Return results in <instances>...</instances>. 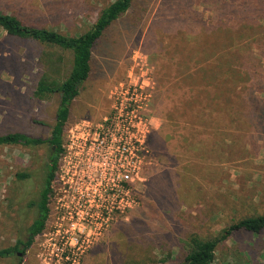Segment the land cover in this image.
Returning <instances> with one entry per match:
<instances>
[{"label":"rangeland","instance_id":"obj_1","mask_svg":"<svg viewBox=\"0 0 264 264\" xmlns=\"http://www.w3.org/2000/svg\"><path fill=\"white\" fill-rule=\"evenodd\" d=\"M114 1L0 0V10L78 36ZM184 1L171 2L176 7ZM173 6L168 0H134L95 45L90 77L65 124L99 117L109 105V90L119 82L148 89L152 162L139 207L98 244L84 247L75 261L55 256L57 246L46 228V238L36 240L23 257H3L0 264H181L191 236L212 239L241 219L264 214V132L240 125L237 113L245 92L226 86L230 90L222 97L231 101V112L209 101L223 88L224 76L208 77L219 64L213 65V41L198 21L210 25L219 11L207 0L188 1L184 8L190 15L182 19ZM252 48L259 53L256 45ZM226 49L217 45L216 53L224 55ZM72 62L71 51L16 39L0 28V135L51 136L60 97L39 99L38 81L43 73L64 80ZM229 114L238 119L234 124L228 123ZM20 157L24 164L29 160L27 148L0 146V250L15 243L18 225L4 201ZM214 264H264V230L235 232L218 245Z\"/></svg>","mask_w":264,"mask_h":264},{"label":"trees","instance_id":"obj_2","mask_svg":"<svg viewBox=\"0 0 264 264\" xmlns=\"http://www.w3.org/2000/svg\"><path fill=\"white\" fill-rule=\"evenodd\" d=\"M168 1L173 6L171 2L173 0ZM188 1L193 0H185L184 4L186 5ZM207 1L210 6L215 8V11H219L217 19L212 18L210 25L198 21L200 28L202 27V32L206 33L208 40L213 41L210 44V47L215 49L212 51V56L216 57L213 65H216V61L219 64L216 68L215 66L211 67L208 77L216 81L217 78H222V74L224 76L220 84L223 88L209 96L210 105L213 107L220 106L222 110L231 112V101L227 96L222 97V95L226 94V89L230 90L228 89L229 86L235 90L239 89L241 90L240 93L245 92L240 96V109L237 113L240 125L247 123L248 126H259L264 132V97L257 95L264 93V65L260 58L264 57V0ZM133 4L134 0H115L108 4L100 11L91 27L78 36H70L54 29L35 26L27 23L16 14L0 10V28L8 36L35 41L42 45L57 47L73 53L72 68L69 75L64 80H59L43 73L35 92L39 99L55 94L60 97L51 136L45 141L20 132L0 135V146L10 144L30 147L31 144L49 142L51 165L48 170L46 199L43 205L46 215L48 213L47 195L51 191L50 187L55 177L59 156L64 150V128L69 119L70 106L79 95L82 83L90 77L93 49L104 33L131 10ZM184 4L173 6L174 13L180 17L182 12V19H187L190 14L184 8ZM217 45L227 48L224 55L216 53ZM253 45H256L258 54L254 53ZM219 71L221 75L218 74ZM240 83L243 86L239 85ZM231 116L228 115V123L234 124L238 119L231 118ZM43 229L44 225L39 226L36 232H41ZM263 230L264 214L241 219L223 229L217 237L212 239H201L193 235L188 241L189 250L181 264H214L218 245L235 232L245 231L259 234ZM32 242L29 237L20 253L25 254ZM21 244L22 240L19 239L17 245L1 249L0 258L16 257Z\"/></svg>","mask_w":264,"mask_h":264},{"label":"built area","instance_id":"obj_3","mask_svg":"<svg viewBox=\"0 0 264 264\" xmlns=\"http://www.w3.org/2000/svg\"><path fill=\"white\" fill-rule=\"evenodd\" d=\"M150 97L140 83L119 82L109 90L104 113L65 126L47 221L58 259L75 261L141 204L152 162Z\"/></svg>","mask_w":264,"mask_h":264},{"label":"flooded vegetation","instance_id":"obj_4","mask_svg":"<svg viewBox=\"0 0 264 264\" xmlns=\"http://www.w3.org/2000/svg\"><path fill=\"white\" fill-rule=\"evenodd\" d=\"M33 138L45 141L48 139L45 137ZM16 146L27 148L29 160L24 164L21 157L17 158V167L19 168L14 172L12 181L8 185L4 202L6 204V213L12 216L14 224L18 225L15 232V243L12 246L17 245L19 239L22 240L19 252L16 253V257L20 258L24 256L20 252L29 237L33 241L30 245V248H32L36 240L42 237L46 238L45 236L47 235L45 231L49 217L50 193L47 195V215L44 213L43 205L46 199L45 192L47 189L48 170L51 165V152L49 142L31 144L30 147ZM19 164L21 165L19 166ZM42 225H44V229L41 232H36L38 227Z\"/></svg>","mask_w":264,"mask_h":264}]
</instances>
